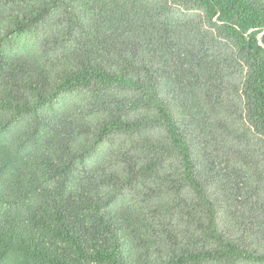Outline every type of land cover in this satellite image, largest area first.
<instances>
[{
    "label": "trees",
    "instance_id": "1",
    "mask_svg": "<svg viewBox=\"0 0 264 264\" xmlns=\"http://www.w3.org/2000/svg\"><path fill=\"white\" fill-rule=\"evenodd\" d=\"M0 264H264V0H0Z\"/></svg>",
    "mask_w": 264,
    "mask_h": 264
}]
</instances>
